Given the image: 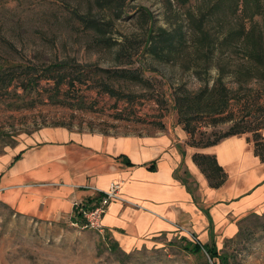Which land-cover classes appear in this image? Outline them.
<instances>
[{"label":"rangeland","instance_id":"1","mask_svg":"<svg viewBox=\"0 0 264 264\" xmlns=\"http://www.w3.org/2000/svg\"><path fill=\"white\" fill-rule=\"evenodd\" d=\"M217 1L125 0L119 13L108 0H0V162L48 126L110 134H140L164 123L182 126L174 97L210 87L218 75L233 95L219 115L233 120L216 121L207 111L193 114L192 139L212 140L233 121L237 128L262 121L264 75L241 50L227 54L220 42L241 24L264 30V10L247 18L240 10L216 9ZM77 12L105 23L101 35L85 28ZM179 26L185 42L170 53L145 49L150 27L154 37L160 28ZM62 60L65 67H55ZM121 67L139 77L117 79L112 71ZM61 73L66 77L56 86ZM103 78L132 101L104 92L98 85ZM75 220L39 219L0 200V264H224L226 257L225 264H264V209L246 215L237 235L215 247L216 256L202 246L194 251V238L179 232L124 251L106 229Z\"/></svg>","mask_w":264,"mask_h":264},{"label":"crops","instance_id":"2","mask_svg":"<svg viewBox=\"0 0 264 264\" xmlns=\"http://www.w3.org/2000/svg\"><path fill=\"white\" fill-rule=\"evenodd\" d=\"M187 135L178 123L140 134L44 127L3 155L0 200L58 221L71 218L76 202L100 197L92 186L122 181L125 200L109 201L100 220L122 250L174 232L219 248L246 215L264 209V160L247 132L204 147L190 145ZM194 153L215 156L226 175L222 184H209Z\"/></svg>","mask_w":264,"mask_h":264},{"label":"trees","instance_id":"3","mask_svg":"<svg viewBox=\"0 0 264 264\" xmlns=\"http://www.w3.org/2000/svg\"><path fill=\"white\" fill-rule=\"evenodd\" d=\"M175 1L178 3H185L187 0ZM108 2V6L113 10L119 13L125 11L123 9L125 0H108ZM167 2L171 5V0H167ZM215 7L218 10L223 9L233 12L240 10V12L245 17L253 18L254 15L261 14L263 12L264 3L261 0H218L215 4ZM77 18L85 28L95 31L99 35H101V32L105 28V23H102L95 17H91L88 13L77 12ZM180 28L181 27L179 26L178 28H175L174 31H167L164 28H160V32H158L156 36L153 37L151 35L152 29L150 27V45L145 49L151 52H155L156 49L159 48L158 50L162 52L170 53L173 48L175 49L180 44V41L185 42L182 31H179ZM197 32L199 33V35L197 34L195 37L199 42H201L205 32L203 23L201 27L197 28ZM101 40L106 41V39L104 38H101ZM221 40L222 41L220 42V44H224L226 46L227 54L231 52L232 48L241 50L243 52L242 54L244 58L253 63L259 74L264 75V30L255 29L252 25L249 27H245L241 24V26L239 27L229 29L227 33L223 35ZM65 64L66 62L62 60L54 65L59 69H63L65 67ZM112 72L114 74V77H116L117 79L139 77L135 71H131L124 67L116 68ZM65 77L66 75L64 73H61L60 77L56 79L57 81L55 85L57 86L59 82L64 81ZM67 82L73 85V79ZM98 85L104 92L108 93L110 96H115L118 99L122 98L129 102L132 101V99L129 98L130 94L122 93L121 91L116 89L111 81L103 78L98 82ZM231 98H233L232 92L230 88L223 82L220 75H218L213 80L210 87L204 86L197 93H186L184 95H177L174 97L173 106L179 116L178 122L182 124V128L189 135L188 143L190 145L204 147L212 145L220 141L224 137L230 135L252 132L251 139L253 141L254 152L259 155L261 160H264V138L261 134V129L264 128V119H262V121H260L256 125L251 126L249 124L245 127L239 128H237V123L233 121V123L226 131L212 140L199 142L192 139L194 129L190 127V119L193 114H201L207 111L209 114L214 116L213 118H215L214 120L216 121L233 120V117L231 115H228L230 117L219 115L226 111ZM193 160L199 166L201 171L206 175L211 186L217 187L222 184L226 175L223 168L217 163L216 158L213 154L194 153ZM194 242V251H200L202 246L206 250V252H209L211 254V256L218 255V250L215 248V245L208 246L207 244L203 245L198 241ZM221 261L225 264V262L227 261V257L221 258Z\"/></svg>","mask_w":264,"mask_h":264},{"label":"built area","instance_id":"4","mask_svg":"<svg viewBox=\"0 0 264 264\" xmlns=\"http://www.w3.org/2000/svg\"><path fill=\"white\" fill-rule=\"evenodd\" d=\"M121 185L122 181H111L104 190H100L99 188L92 186L91 188L95 190V192L99 193L100 197L90 205H83L76 202L75 210L71 215V223L76 224L77 220L75 219L82 217L86 221L84 226L102 230L103 227L100 220L109 201L115 199L125 200L121 194Z\"/></svg>","mask_w":264,"mask_h":264}]
</instances>
